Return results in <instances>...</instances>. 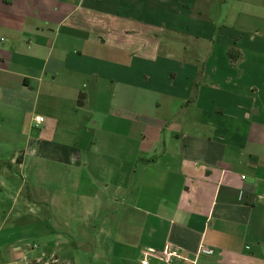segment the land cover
I'll list each match as a JSON object with an SVG mask.
<instances>
[{
	"label": "crops",
	"instance_id": "0c3cea01",
	"mask_svg": "<svg viewBox=\"0 0 264 264\" xmlns=\"http://www.w3.org/2000/svg\"><path fill=\"white\" fill-rule=\"evenodd\" d=\"M166 248L264 264V0H0V264Z\"/></svg>",
	"mask_w": 264,
	"mask_h": 264
},
{
	"label": "built area",
	"instance_id": "2783aa9c",
	"mask_svg": "<svg viewBox=\"0 0 264 264\" xmlns=\"http://www.w3.org/2000/svg\"><path fill=\"white\" fill-rule=\"evenodd\" d=\"M33 121H34L36 126L41 125L44 122V116H42L40 114H35L33 116ZM36 246L37 245L35 243H33L31 247H36ZM207 251L208 252H212L213 250L212 249H208ZM146 255L148 257L154 256L155 258H160L166 264H172L171 262H172V258L175 255V252L173 250H171L170 248L163 249L160 252H158V251H156L154 249H149V250L146 251ZM51 257H53V255L50 256V257H47V258H38L36 263L37 264L38 263L39 264H41V263L42 264H52V262L56 261V259L54 257H53L54 259L51 258ZM49 261H51V262H49ZM142 263L143 264H149L148 261H147V258H144L142 260Z\"/></svg>",
	"mask_w": 264,
	"mask_h": 264
},
{
	"label": "rangeland",
	"instance_id": "374dc122",
	"mask_svg": "<svg viewBox=\"0 0 264 264\" xmlns=\"http://www.w3.org/2000/svg\"><path fill=\"white\" fill-rule=\"evenodd\" d=\"M37 245V244H36ZM90 247V244H86V248H83V249H81V252L82 253H88L89 252V248ZM89 254H90V252H89ZM55 259H56V257L55 256H53ZM53 257H51V258H53ZM53 258V259H54ZM86 260L85 259H83L82 258V263H84ZM108 261V260H107ZM110 261H112V262H110ZM110 261H108V263H106V262H104V260L102 259V260H100V264H116V261L114 260V259H111ZM37 262V260H33V261H31V262H29V263H27V264H33V263H35V264H37L36 263ZM49 262H51V261H49ZM39 264V263H38ZM42 264V263H41ZM52 264H59L58 262H57V259H56V261H54V262H52ZM120 264H123V263H121L120 262Z\"/></svg>",
	"mask_w": 264,
	"mask_h": 264
},
{
	"label": "trees",
	"instance_id": "16d2710c",
	"mask_svg": "<svg viewBox=\"0 0 264 264\" xmlns=\"http://www.w3.org/2000/svg\"><path fill=\"white\" fill-rule=\"evenodd\" d=\"M227 54H228V57L231 61H235L240 57V52L233 47L228 48ZM33 264H35V263H33Z\"/></svg>",
	"mask_w": 264,
	"mask_h": 264
}]
</instances>
